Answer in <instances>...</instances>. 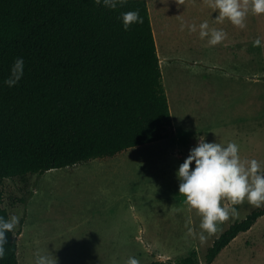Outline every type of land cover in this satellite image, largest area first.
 <instances>
[{
	"label": "rangeland",
	"instance_id": "374dc122",
	"mask_svg": "<svg viewBox=\"0 0 264 264\" xmlns=\"http://www.w3.org/2000/svg\"><path fill=\"white\" fill-rule=\"evenodd\" d=\"M147 3L173 119L170 136L41 176L5 178L3 207L18 217L12 231L20 264H35L38 254L57 264H127L130 258L150 264L187 255L204 263L216 237L264 205H233L237 214L202 242L201 216L179 194L176 176L200 136L235 142L242 161L255 159L264 170V14H253L249 3L239 27L216 19L209 0ZM204 21L223 31L220 43L200 37ZM212 264H264V215Z\"/></svg>",
	"mask_w": 264,
	"mask_h": 264
},
{
	"label": "trees",
	"instance_id": "16d2710c",
	"mask_svg": "<svg viewBox=\"0 0 264 264\" xmlns=\"http://www.w3.org/2000/svg\"><path fill=\"white\" fill-rule=\"evenodd\" d=\"M130 10L142 22L125 30L118 17ZM18 57L23 76L8 87ZM172 127L147 0L116 9L95 0H0V216L10 218L5 178L113 157L169 137ZM263 215L264 205L233 222L204 263L187 255L150 264H212ZM4 247L0 264H20L13 231Z\"/></svg>",
	"mask_w": 264,
	"mask_h": 264
},
{
	"label": "clouds",
	"instance_id": "9594fccd",
	"mask_svg": "<svg viewBox=\"0 0 264 264\" xmlns=\"http://www.w3.org/2000/svg\"><path fill=\"white\" fill-rule=\"evenodd\" d=\"M97 4L109 9H116L121 0H95ZM249 3L253 14H264V0H209V6L216 12V19H228L232 24L244 27V19L248 14ZM127 30L132 24L141 23L142 17L136 10L121 12L118 17ZM184 25H181L183 29ZM195 25L189 29L194 31ZM199 35L208 38V44L216 45L224 39L222 30L209 29L207 21L199 25ZM255 44H259L257 39ZM24 71L22 57L16 58L3 81L8 87L15 86ZM194 167H190L193 165ZM179 180V194H182L190 208L201 216L199 234L200 240L206 239L205 233L211 235L218 230V224L237 214L233 205L247 200L249 204L259 206L264 203V170L258 161H242L239 155V145L228 142L226 145L215 141H207L200 136L196 146L189 149V154L176 170ZM18 223V217L0 216V258L5 255L4 245L7 243V233ZM191 232V229H189ZM35 264H57L56 259L48 255H37ZM127 264H137L135 259H129Z\"/></svg>",
	"mask_w": 264,
	"mask_h": 264
},
{
	"label": "crops",
	"instance_id": "0c3cea01",
	"mask_svg": "<svg viewBox=\"0 0 264 264\" xmlns=\"http://www.w3.org/2000/svg\"><path fill=\"white\" fill-rule=\"evenodd\" d=\"M160 64H161V58H160ZM170 229H171V228H170ZM174 230H175V229H174ZM174 230H173V231H174Z\"/></svg>",
	"mask_w": 264,
	"mask_h": 264
}]
</instances>
